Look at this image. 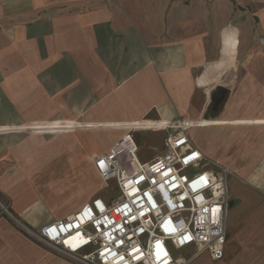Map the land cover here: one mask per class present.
Wrapping results in <instances>:
<instances>
[{"label":"crops","instance_id":"1","mask_svg":"<svg viewBox=\"0 0 264 264\" xmlns=\"http://www.w3.org/2000/svg\"><path fill=\"white\" fill-rule=\"evenodd\" d=\"M218 85L228 93L214 112ZM250 120H264V0H0V201L33 230L96 197L71 198L58 170L82 141L95 170L127 132L183 121L206 158L264 197V123ZM76 129L70 147L44 137ZM242 257L264 264V252ZM0 264L74 263L0 217Z\"/></svg>","mask_w":264,"mask_h":264},{"label":"built area","instance_id":"2","mask_svg":"<svg viewBox=\"0 0 264 264\" xmlns=\"http://www.w3.org/2000/svg\"><path fill=\"white\" fill-rule=\"evenodd\" d=\"M190 127L164 126L163 152L146 161L127 132L92 158L117 196L93 197L71 216L27 229L29 236L74 264H189L201 254L221 261L231 172L203 155Z\"/></svg>","mask_w":264,"mask_h":264},{"label":"rangeland","instance_id":"3","mask_svg":"<svg viewBox=\"0 0 264 264\" xmlns=\"http://www.w3.org/2000/svg\"><path fill=\"white\" fill-rule=\"evenodd\" d=\"M150 118H155V117L151 116ZM229 122L230 121L224 119L208 120L204 122V119H202L201 122L198 121V123H196V126L200 128L228 126L230 125ZM247 122L248 123L250 122L251 124H259V123H264V120H250V121H246V123ZM173 128L174 126L172 125L171 128L168 129L169 131H172ZM80 132H83V130L76 129L75 131L69 132L67 134H54V135H47L44 137L45 140L47 141L49 138L53 140L54 138L57 139L56 137L59 136L61 145L67 146L68 144L70 147L72 145L73 139H75V136H78ZM118 134L121 135L122 133H118ZM166 134H167L166 131H152L150 129H146V131H140L134 133V140L136 141L139 148L138 156L140 158V161L149 160L154 156L159 155L163 152V140ZM192 138L193 140L195 139L194 143L201 142L200 135H198L196 131L193 132ZM86 139H88V137ZM77 148L78 149L76 153L74 151L75 153L74 156L76 158L77 163L74 166L72 165L71 162L65 166L61 164L58 168L59 171L67 169L66 172L64 171L61 172L60 176H62V178L63 177L68 178L69 176L72 178V181L69 182L66 181L62 184L67 194L71 198L72 197L74 198V196H77L78 194L81 195L82 193V198L84 199H89L93 196H96V197H101L107 201H108V197L110 196L116 197L117 194L112 189V186L111 185L105 186V184L99 179V176L97 175L95 170L93 169L91 170L87 165V159L92 152H89L87 150L83 141L82 144ZM225 167H227V169L231 172L228 180L230 200H229V210L226 221L227 240L225 243V249L227 254L236 253V257L228 260L213 262L209 259L207 254H201L199 257L191 261L189 264H255L251 262L249 259L243 258L242 257L243 253H246L251 250L257 251L258 253L264 252V197L261 196L259 193H256L257 191L254 192V195L252 197L249 193L251 189H249V186L245 184V180L241 178L239 180L236 171L232 170L233 168L231 169V167L227 165ZM235 168L238 169L239 167L237 166ZM261 168L262 170H264V165L259 167V169ZM261 173L264 174V171ZM48 187L49 186H47L46 189L47 192L48 190L52 189V187L49 188ZM53 195L54 193L52 194V196ZM63 197L66 196H63L62 194L61 197H59L58 199H63ZM246 198H247V202H246ZM39 200H43V199L41 198ZM44 200L46 201V199ZM232 201H234L233 203L234 205L233 207H230V202ZM0 205L6 210L4 211L0 206V217H3L12 227H14V229L26 235L29 239L34 241L38 246L42 247L44 250L52 254H55L46 246L40 244L34 238L29 236L27 229L31 231H35V230L27 227L20 219L16 218L14 215H12L9 212L8 209L9 201L5 197H1ZM234 206L236 207L234 208ZM17 222L21 226H19ZM235 239L238 241H236ZM235 242L238 243V246H235L236 245ZM67 260L70 261L69 259Z\"/></svg>","mask_w":264,"mask_h":264},{"label":"water","instance_id":"4","mask_svg":"<svg viewBox=\"0 0 264 264\" xmlns=\"http://www.w3.org/2000/svg\"><path fill=\"white\" fill-rule=\"evenodd\" d=\"M227 93H228V88L221 85L215 87L210 98L212 111L216 112L220 108V106L225 101Z\"/></svg>","mask_w":264,"mask_h":264},{"label":"bare ground","instance_id":"5","mask_svg":"<svg viewBox=\"0 0 264 264\" xmlns=\"http://www.w3.org/2000/svg\"><path fill=\"white\" fill-rule=\"evenodd\" d=\"M110 198H112V196L108 197V200H109ZM228 207H229V202H228Z\"/></svg>","mask_w":264,"mask_h":264},{"label":"trees","instance_id":"6","mask_svg":"<svg viewBox=\"0 0 264 264\" xmlns=\"http://www.w3.org/2000/svg\"><path fill=\"white\" fill-rule=\"evenodd\" d=\"M233 203H234L233 201H232V202H230V206L234 205Z\"/></svg>","mask_w":264,"mask_h":264}]
</instances>
